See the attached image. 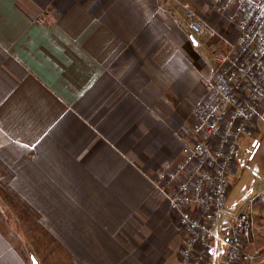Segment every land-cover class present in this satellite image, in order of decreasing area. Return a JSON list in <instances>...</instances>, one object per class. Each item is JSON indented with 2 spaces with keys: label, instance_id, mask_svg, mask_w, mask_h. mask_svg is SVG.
I'll return each instance as SVG.
<instances>
[{
  "label": "crops",
  "instance_id": "1",
  "mask_svg": "<svg viewBox=\"0 0 264 264\" xmlns=\"http://www.w3.org/2000/svg\"><path fill=\"white\" fill-rule=\"evenodd\" d=\"M201 1L197 16L235 38L230 9ZM170 3L0 0V220L15 209L23 239L50 256L183 264L155 178L180 159L219 48L192 38ZM251 127L240 144L264 156V114ZM255 224L245 250L259 259ZM9 250L0 231V264H25Z\"/></svg>",
  "mask_w": 264,
  "mask_h": 264
},
{
  "label": "built area",
  "instance_id": "2",
  "mask_svg": "<svg viewBox=\"0 0 264 264\" xmlns=\"http://www.w3.org/2000/svg\"><path fill=\"white\" fill-rule=\"evenodd\" d=\"M216 1L218 12L236 8L230 19L237 34L227 40L206 21L184 22L192 38L206 37L219 50L203 81L204 99L193 106L195 123L180 159L155 178L173 215L183 264H246L255 257L245 250L250 214L225 204L240 140L252 136V123L264 114V0Z\"/></svg>",
  "mask_w": 264,
  "mask_h": 264
},
{
  "label": "rangeland",
  "instance_id": "3",
  "mask_svg": "<svg viewBox=\"0 0 264 264\" xmlns=\"http://www.w3.org/2000/svg\"><path fill=\"white\" fill-rule=\"evenodd\" d=\"M170 10L173 9V20L178 24H184L188 19L203 20L199 18L195 10L200 7L199 0H169ZM204 4H213L216 7V0H202ZM178 4V6H177ZM202 8V7H201ZM230 12L236 11L235 7L229 8ZM171 12V11H170ZM190 15V16H189ZM205 21V20H203ZM207 22V21H206ZM212 41V40H211ZM211 44L209 45V47ZM195 123V120L192 124ZM189 134L186 135V141L189 139ZM239 159L237 163L238 172L234 175H230V181L233 184L232 190L228 196L225 207L230 211L246 210L254 220V239L258 238V229L256 222H260L259 232L264 233V221L260 219L264 218V156L260 152H255L254 148L246 146V139H243L240 144ZM6 177H2V179ZM263 203V204H262ZM259 210L258 214L253 211ZM13 212H5L0 220V231L2 237L10 247L11 255L16 258L22 259L25 264H31V256H34L39 264H71L66 262L65 258L50 256L48 250V242H37L34 246V242L31 240L23 239V234L18 232L16 226V210ZM6 222V224H5ZM253 224V223H252ZM28 227V226H26ZM31 227V226H30ZM264 236V234H262ZM262 242H264V237ZM258 242V240H257ZM258 252H264L262 248ZM256 257L257 255L254 254ZM254 257V258H255ZM252 258L246 264H264V255L259 259ZM255 261H258V263Z\"/></svg>",
  "mask_w": 264,
  "mask_h": 264
},
{
  "label": "water",
  "instance_id": "4",
  "mask_svg": "<svg viewBox=\"0 0 264 264\" xmlns=\"http://www.w3.org/2000/svg\"><path fill=\"white\" fill-rule=\"evenodd\" d=\"M31 259H32V264H39L38 261L33 256L31 257Z\"/></svg>",
  "mask_w": 264,
  "mask_h": 264
}]
</instances>
